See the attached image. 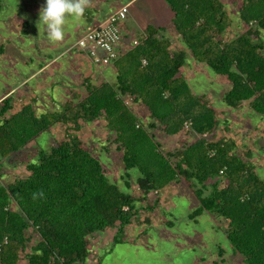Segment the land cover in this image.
<instances>
[{"label":"trees","instance_id":"16d2710c","mask_svg":"<svg viewBox=\"0 0 264 264\" xmlns=\"http://www.w3.org/2000/svg\"><path fill=\"white\" fill-rule=\"evenodd\" d=\"M163 1L182 45L174 46L161 27L149 23L136 35L137 44L114 61V81L95 84L85 78L84 94L72 90L57 109L39 115L25 103L5 116L12 101L0 100L4 158L52 127L65 126L62 138L37 149L27 175L0 183V264H84L90 235L114 229L112 242H120L138 215L135 202L181 181L198 201L190 217L205 210L223 218L233 250L246 264H264V178L251 151L241 152L235 139L216 135L222 123L217 109L206 95L192 91L184 74L189 51L196 62L226 77L228 106L240 109L246 102L264 115V54L256 41L264 29V0H242L239 19L246 27L229 39L224 33L233 20L221 0ZM97 119L122 150L125 168L139 172L137 196L109 181L83 141L82 126ZM156 128L184 137L167 150L156 139Z\"/></svg>","mask_w":264,"mask_h":264},{"label":"rangeland","instance_id":"374dc122","mask_svg":"<svg viewBox=\"0 0 264 264\" xmlns=\"http://www.w3.org/2000/svg\"><path fill=\"white\" fill-rule=\"evenodd\" d=\"M128 1L90 0L84 17L95 12L107 14L113 7L120 8ZM157 1L161 5L165 4L163 0ZM225 2L228 4L226 10L233 20L232 26L224 33V38L229 39L246 26L239 19L242 0ZM0 4V98L4 97L9 88L12 89L9 93L11 99L25 95L23 89L26 88L22 86L19 89L21 80L33 70H37L40 64L49 61L50 57L70 47L72 50L60 54L47 66L43 77L48 84L49 71L52 70L51 72L54 71L55 74L51 78L58 80L61 94L69 93L67 90L69 84L74 91L84 94L80 77L68 74L73 62L72 54L75 50L73 45L82 35L79 25L84 23V17L80 22L69 19L65 26L63 41L52 44L47 39L46 31L41 28L39 33L37 28L40 10L46 5V0H0ZM146 5L151 6L149 0H137L131 3L130 9L146 10L148 9ZM150 14L145 15L154 16V13ZM166 26L170 32L161 33L168 36L174 46L182 45L172 23ZM256 41L263 45L264 54V29H260ZM93 66L97 68L96 64ZM184 74L192 91L206 95L212 106L217 109L222 123L216 135L233 133L238 139L239 150L251 151V160L256 172L264 178V115L250 108L247 110L246 104L242 105L239 113H236L238 109H233L224 101V94L230 86L226 77L217 74L207 64L194 61L189 51ZM38 78L33 76L29 82L34 84ZM91 81L95 84L99 82L95 79ZM39 96L41 102L32 106L35 113L39 115L41 112L53 110L47 104L45 95L39 93ZM133 109L135 110L134 106ZM224 121L227 122L226 127L229 129L226 133L223 130L226 124ZM64 129L65 126L56 125L49 131L41 133L36 141L10 156L4 158L0 155V183L5 184L15 177L27 175L26 164L35 159L37 149H48L55 140L64 136ZM154 133L156 139L167 150L178 147L181 134L167 135L158 128L154 129ZM81 134L86 145L94 151L109 181L122 191L137 196L135 179L139 172L136 168H125L121 158L122 150L117 149L115 144L109 141L112 135L105 128L103 120L97 119L84 124ZM193 138L194 136L189 135L190 140ZM168 187L170 189L168 193L160 192L161 190L160 193L151 191L146 201L135 202L138 215L125 228L120 242H112L114 229L90 235V255L84 264H246L244 257L233 250L226 238L223 232L225 227L223 218L212 216L205 210L195 217H190L198 206L194 194L183 181L172 182ZM149 203H152V209L146 208ZM219 249L223 252L222 256Z\"/></svg>","mask_w":264,"mask_h":264},{"label":"crops","instance_id":"0c3cea01","mask_svg":"<svg viewBox=\"0 0 264 264\" xmlns=\"http://www.w3.org/2000/svg\"><path fill=\"white\" fill-rule=\"evenodd\" d=\"M136 1L137 0H129L128 2H126V5H128V12H127V17L125 21L121 25L123 38L120 41V45L123 46L124 49L129 47V42L131 41L132 37L144 31L145 27L149 23L153 24L154 26L161 27L162 28L161 32L163 31L170 32L169 29H166L167 27L166 25H169L170 23H172V12L170 11L166 3L165 4L162 3L164 5H161L157 0H149L151 6L149 7L146 5L148 8L146 10L143 9L139 11V10H136L135 8L130 9L131 3L136 2ZM221 1L224 4V8L227 9L228 4L225 1H228V0H221ZM115 9L117 8L113 7L107 14L104 12H101V13L95 12V14H92V15L89 14L87 17H84V23L82 25H79L81 27L82 32L96 25L97 23L105 20L107 16ZM147 13H149V15H151L150 13H154V16H146L145 14ZM70 50H72V47L62 50L59 54H56L54 57H50L49 61L40 64L37 70H33L30 74H27V76H25L21 80L19 89H21L22 86H24L26 88V89H23L25 91V95L17 94L18 96L15 97V99H11L12 108L9 110V113H13L16 110H18L21 104L31 103V105L33 106L34 103L41 102L39 93H42L45 95L47 104L50 105L53 109H57L59 107L60 103L63 100H65L68 97L69 93L73 90V87H71V84H69L67 87V90L69 91V93L68 94L66 93L63 95L60 93V87H58L59 86L58 80H53L51 78V76H54L55 72L54 71L51 72L52 70L49 71L48 84L45 83L43 73L47 71V66L56 60V57ZM72 55H73V62L71 63L72 67H71V71L69 70L68 74H72L74 76L76 74L78 77H80L79 79L82 80V85H83V80L85 78H89L90 80L95 79L99 81L98 83L102 82V79L103 81H114L115 80L116 71L113 67V64L96 65L97 68H94L93 66L94 63H92V61L83 52H79L78 50L75 49L74 54ZM62 72L63 70L61 71V73ZM33 76L39 77L37 80H35V82H33L34 84H32V82L31 83L29 82V80L32 79ZM33 87H35L36 89L35 88L33 89ZM10 92H12L11 88L7 90L4 97H10L9 96ZM2 98H0V100ZM245 104L248 110L249 106L247 103H244L243 106ZM133 106L135 108V111L140 115L142 113L141 108L137 106L136 104ZM240 110L241 108L236 110V113H239ZM180 134L182 136V133H179L176 135L179 136ZM225 135L235 139L238 145V139H236L233 133L229 132V133H226ZM168 186L169 185L161 189V191L158 190L157 193H160V192L168 193L170 191ZM96 233H100V232H96ZM96 233H93V234L95 235Z\"/></svg>","mask_w":264,"mask_h":264},{"label":"built area","instance_id":"2783aa9c","mask_svg":"<svg viewBox=\"0 0 264 264\" xmlns=\"http://www.w3.org/2000/svg\"><path fill=\"white\" fill-rule=\"evenodd\" d=\"M127 12L126 4L113 10L105 20L84 30L73 48L83 52L96 65L113 64L120 52L127 49L120 45L123 38L121 25L127 17ZM137 42V36L132 37L129 47ZM9 114L7 111L5 116Z\"/></svg>","mask_w":264,"mask_h":264},{"label":"clouds","instance_id":"9594fccd","mask_svg":"<svg viewBox=\"0 0 264 264\" xmlns=\"http://www.w3.org/2000/svg\"><path fill=\"white\" fill-rule=\"evenodd\" d=\"M90 0H46L41 8L37 28L46 31L47 39L52 44L63 41L65 26L71 19L73 22L82 21Z\"/></svg>","mask_w":264,"mask_h":264}]
</instances>
